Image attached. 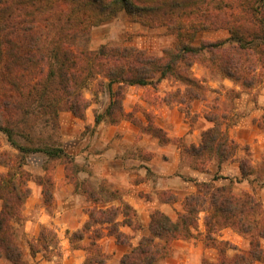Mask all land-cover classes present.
Segmentation results:
<instances>
[{"label":"trees","instance_id":"obj_1","mask_svg":"<svg viewBox=\"0 0 264 264\" xmlns=\"http://www.w3.org/2000/svg\"><path fill=\"white\" fill-rule=\"evenodd\" d=\"M122 13L139 25L166 27L175 37L174 45L161 57L135 47L105 45L91 51L81 45L92 26L106 24ZM223 29L230 33L229 39L194 44L199 34ZM205 52L228 79L253 87L255 73L260 70L264 74V0H0V132L19 152L8 162L0 156V166L8 168L6 174L0 172V259L30 264L14 227L21 221L19 208L30 194L22 171L25 155L43 153L50 159L66 156L57 140L37 133L38 125H51L56 130L59 113L64 110L84 118L88 102L81 91L97 75L105 76L111 84L146 86L159 73L162 79L173 77L188 86L181 104L198 100L202 86L188 70L195 62L206 60ZM171 96L178 98L180 94ZM211 121L215 126L203 134L202 145L193 152L221 165L235 156L238 145L222 130L218 117ZM241 170L246 176L245 164ZM215 181L196 183L197 193L185 199L184 212L177 221L156 211L151 217L150 235L131 246L121 264H158L167 253L166 244L194 237L201 213H206L210 236L217 230L233 228L251 237L249 252L215 264L264 263L260 243L264 240L263 205L253 194L236 193L232 186L216 185ZM174 201L173 196L166 199L167 203ZM118 211L91 212L90 222L74 233L73 239L84 240L92 222L111 225ZM46 232L41 233L39 243L47 238L54 243L55 233L47 236ZM111 234L120 243L127 240L117 230ZM31 251L34 254L33 246ZM86 252L85 264H109L96 242Z\"/></svg>","mask_w":264,"mask_h":264},{"label":"rangeland","instance_id":"obj_2","mask_svg":"<svg viewBox=\"0 0 264 264\" xmlns=\"http://www.w3.org/2000/svg\"><path fill=\"white\" fill-rule=\"evenodd\" d=\"M87 38L81 41V45L91 51H99L105 45L135 47L160 57L175 43V37L166 27L139 25L124 13L106 24L92 26ZM229 38L230 33L225 29L204 32L197 36L194 44L200 46L202 42ZM205 55L204 62L197 61L188 70L189 76L201 83L198 100L188 99L181 104L179 101L188 86L173 77L162 79L159 73L146 86L111 84L105 76L97 75L81 91L88 102L84 118L67 110L61 111L56 130L39 121L37 133L57 140L66 156L50 159L43 153L25 155L22 171L25 173V189H29L30 194L19 208L21 221L14 223V227L28 263L85 264L86 249L96 242L109 264H121L130 247L137 246L143 237L150 235L151 219L148 223L143 221L137 210L124 200L123 191L106 178L115 177L118 183L124 181L120 164L101 156L114 149L119 140L128 142L129 137L135 139V145L142 143L145 136H151L154 144L173 145L180 149L181 165L176 176L188 184H185L187 191L176 194L159 190L158 184L167 182V178L160 181L155 174L148 172L146 178L155 182V190L150 194L141 193L147 200L161 203L175 197L174 202L167 203L173 208L171 214L165 213L173 221L184 212L185 199L197 193L196 183L214 182L215 179L216 185L232 186L236 193L253 194L264 208V74L260 70L255 73L254 86L246 88L224 76L211 61V55L208 52ZM118 91L122 92L120 96L115 95ZM174 94H180V97L172 98ZM115 102L116 106L112 107ZM168 108L178 110L167 114L165 119ZM214 117H218L222 130L238 145L235 156L221 165L216 159L198 157L193 152L202 145L203 134L215 126L211 121ZM146 144L150 146L152 142ZM125 145L129 150L130 144ZM136 147L137 151H133L135 162L128 164L135 175L133 182L146 179L141 173L146 167L144 162L155 156ZM133 153L130 150L126 155L133 156ZM167 153L162 154L158 162L171 161L174 154ZM18 154L7 136L0 132L2 160H15ZM242 164L246 165V176L242 173ZM226 165L228 167L224 168ZM190 171L198 172L202 178L192 177ZM0 172L6 174L8 168L0 166ZM191 187L194 192H190ZM127 205L131 209H126ZM112 208L119 211L111 225L92 222L84 240L73 239L74 233L88 225L91 212ZM156 211L160 210H154L151 217ZM205 217L206 213L200 214L192 239L166 244L167 253L158 264H215L223 258L232 259L250 251L251 237L233 228L217 230L210 236ZM44 229H47V236L52 231L55 233L54 243L50 242L51 238L39 243ZM111 230L123 233L126 242H118ZM260 243L264 249V240ZM0 264L10 262L0 259ZM252 264L264 263L255 261Z\"/></svg>","mask_w":264,"mask_h":264},{"label":"crops","instance_id":"obj_3","mask_svg":"<svg viewBox=\"0 0 264 264\" xmlns=\"http://www.w3.org/2000/svg\"><path fill=\"white\" fill-rule=\"evenodd\" d=\"M164 118L166 119V115L169 113H174L178 109H167ZM168 116V115H167ZM163 126V124L161 125ZM164 127V126H163ZM151 136H145L142 143H137L135 145V139H131L129 137L128 142L122 143L120 140L116 143V147L112 150H107L104 155L105 157H109L111 161H114L115 163H119L121 166L120 172L121 175H124L123 178L124 181L118 183L115 177L109 178L111 182H114L117 186V188L121 189L124 193V200L133 206L139 216L143 219L145 222H149L151 219V214L154 210H160L168 215H170L171 210H173L172 206L167 203H161L159 200H147L144 196L141 195L142 192H145L146 194H150L152 191L155 190V182L153 180H148L146 176L148 175V172H151L155 174L160 181L167 178V182H163L158 184L159 190L162 191H171L176 194H180L182 192L187 191V188L185 187L188 185L186 182H183L181 177L176 176L177 171L180 168L181 165V157L179 156L180 149H177V147H174L173 145L169 146H159L155 142L151 140ZM127 140V139H125ZM152 145H148L146 143H151ZM125 144L129 145V150H127L125 147ZM128 146V145H127ZM135 146V147H134ZM136 146H139L141 148H144L148 150L149 152H152L155 156L153 159L149 162H144L146 164V167H143V170H141L142 177L146 179H141L139 182H133L134 174L132 173L131 168L129 167V163L135 162V157L133 151L136 150ZM130 150L133 153L132 155H126V152H130ZM174 154V157L171 161L160 163L158 161H161L162 154ZM178 152V153H177ZM110 154V155H109ZM157 156V157H156ZM179 156V157H178ZM228 167L227 165L224 166V168ZM194 178H202L201 174H199L196 171H190L189 173ZM202 180V179H200ZM164 181V180H163ZM194 187L190 188V192H194Z\"/></svg>","mask_w":264,"mask_h":264}]
</instances>
